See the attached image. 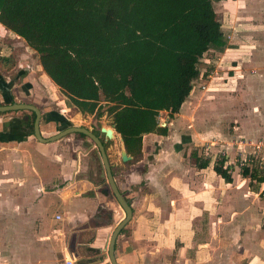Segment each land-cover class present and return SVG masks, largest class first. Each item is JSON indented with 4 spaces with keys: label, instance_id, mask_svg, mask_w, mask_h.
I'll use <instances>...</instances> for the list:
<instances>
[{
    "label": "crops",
    "instance_id": "crops-1",
    "mask_svg": "<svg viewBox=\"0 0 264 264\" xmlns=\"http://www.w3.org/2000/svg\"><path fill=\"white\" fill-rule=\"evenodd\" d=\"M241 2H244L247 20L244 36L248 39L245 48L248 49L246 52L249 60L244 67L240 64L239 70L243 67L245 71L246 101L260 113L261 117L256 121L264 124V18L256 20L260 16L264 17V0ZM237 5L235 0L234 6ZM13 42L18 45L20 52H13ZM24 45L22 39L0 25V104L8 101L10 90L11 93L17 92L16 86L20 79L24 81L23 86L29 84L41 87L42 83L45 84L43 80L39 81L41 77H47L39 66L38 57L26 54ZM30 53L34 54L32 51ZM231 61L236 63L235 59ZM237 67L235 65L230 69H238ZM21 91L23 92L22 89ZM42 118L39 127L42 138L53 136L66 126L59 116L54 118L53 115H48L44 118L43 115ZM170 124L176 130L179 128L176 120ZM28 125V119H23L19 114L0 113V154L4 156L0 159V174H5L0 175L2 214H28L33 218L34 214H49L50 204L44 201L49 195H57L60 209L52 213V219L54 227L59 229L49 230V234L56 233L55 237L58 239L54 243H45L35 248V253L41 252L43 255V259L36 264H52L46 261L52 252L61 256L63 263L66 248L77 256L75 250L86 246L96 248L98 252L95 257L102 256L91 264H109L106 245L103 246L106 233L100 231L106 227L96 224L106 220L103 215L108 213L107 206L112 197L107 193L97 192L102 184L99 181L101 176L98 174V179L94 182L87 175L89 165H82L80 155L82 157L89 152L90 147L84 141L82 146H85L86 151L79 152L73 135L52 143L40 144L29 136ZM256 128L264 135V127ZM113 135V140H118V134L113 131ZM189 139L191 140L187 136L175 140L170 135L145 134L141 137L142 157L137 163L129 165L126 172L129 185L120 184L113 177L122 195L124 188H131V191L123 195L130 205L131 218L123 227L125 232L115 240L116 263L264 264V182L249 185L247 178L230 176V182L225 183L213 172L212 164L209 166L208 163L204 169H197L193 167L194 164L184 163L181 158L183 145L190 142ZM65 142L73 145L70 152L67 150L68 144L64 145ZM29 144L55 167L52 177L31 183L23 179L19 153L27 152L21 148ZM146 148L151 150V158H148L149 155L145 156L148 152ZM89 153L94 161L96 156L93 155V150ZM72 154L75 157L69 156ZM144 159L148 164L141 167ZM113 163L115 167L122 165L117 160ZM204 170L208 171L207 178L201 175ZM141 182L145 186L143 190L140 189ZM61 184V188L57 187ZM68 188H71L70 192ZM11 190H15L18 195L14 196ZM141 191L144 193H140ZM128 197L139 199L130 203ZM119 212L121 216L114 225L123 218L120 209ZM110 214L116 213L114 211ZM55 215H59L60 220L56 221ZM65 229L70 230L69 234ZM88 230L93 232L88 233ZM72 232L83 234L80 236V244H73V240H69L67 244L63 242V236H69ZM11 234L22 235L18 231ZM59 236H62L60 240Z\"/></svg>",
    "mask_w": 264,
    "mask_h": 264
},
{
    "label": "trees",
    "instance_id": "trees-1",
    "mask_svg": "<svg viewBox=\"0 0 264 264\" xmlns=\"http://www.w3.org/2000/svg\"><path fill=\"white\" fill-rule=\"evenodd\" d=\"M0 25L37 55L44 75L78 113L106 107L130 157L126 166L141 159L143 135H166L158 113H178L202 54L225 46L212 0H0ZM208 163L196 158L194 166ZM224 163L218 158L212 170L229 183ZM242 171L249 181L264 182V167Z\"/></svg>",
    "mask_w": 264,
    "mask_h": 264
},
{
    "label": "rangeland",
    "instance_id": "rangeland-1",
    "mask_svg": "<svg viewBox=\"0 0 264 264\" xmlns=\"http://www.w3.org/2000/svg\"><path fill=\"white\" fill-rule=\"evenodd\" d=\"M241 1L242 0H237L238 5L234 6L235 0H212V9L215 13L216 20L220 24V31L225 46L221 49L212 47L202 54L197 64L198 76L192 81L191 91L181 104L178 113L169 118L167 113L161 111L156 118L158 127L166 128L167 137L170 135V137L172 136L175 140H179L181 136L191 138V140L189 139L190 142L188 141L183 145L184 148L181 158L184 163L187 162V164L190 163L193 165L195 159L200 158L207 159L210 166L218 158L225 157L224 167L227 168L231 178H247L242 175V170H248L252 164L258 165L260 169L264 167V135H261L256 128V126L264 127V124L256 121L259 120L258 118H260L261 115L257 113L256 108H251L249 106L245 96L247 91L244 84L245 71L243 67L245 66V62L249 60V56L246 52L248 49L245 48L248 39L244 36L246 32L244 25L247 20L245 19L244 2ZM261 18L264 17L260 16V18L256 20ZM13 47V52L21 51L15 42H13ZM24 48L26 54L37 58V55L35 53H30L31 51L27 49L25 45ZM234 59L236 63H232L231 60ZM240 64H242L243 67L239 70ZM235 65L238 66V69H230L235 67ZM9 67H12V65ZM47 79L41 77L39 81L41 82V80H43L45 84L42 83L41 87L37 85L34 87L31 86L26 92V95L25 92H20V88L24 85V81L20 79L16 86V90L19 92V98L22 99V96H28L27 99L29 97L33 98L38 94L40 98H42L38 100L43 103L41 106L45 105V107L48 108L47 110L52 112L51 115H53L54 118L59 116L63 119L62 116H64L66 121L75 127H93L94 125L96 130L102 126L111 127L110 118L106 116L105 113L106 107L101 105V109L92 115L80 114L68 104L58 88ZM52 92H55L57 96ZM34 99H36V97ZM59 114H61V116ZM175 120L179 122V128L177 127V130L170 124L171 122L174 123ZM28 129L27 131H29ZM97 135L100 134L97 133ZM73 138L76 143H78L76 147L80 149L79 152H85L86 148L82 146L85 139H78L74 136ZM168 140L169 139H167V141ZM67 144V150L70 152L73 145H69L70 143L67 142L64 143V145ZM107 145L108 159L111 162L117 160V163L120 164L118 140L107 141ZM161 145L163 146V142ZM21 149L27 150V152L23 151L19 153L21 157V175L23 179L31 183L41 179L45 180L53 176L55 167L49 163L46 157L37 154L31 144L23 146ZM111 152L114 153L112 154ZM146 152L147 155L145 156L151 154V150L149 151L147 148ZM84 155L86 154H83L82 157L80 155L82 165H89L88 167H90V170L87 171V175L90 179L95 180L93 174L95 169L94 166L97 168L99 167V157L95 154L96 159L92 161L93 158L90 157L89 154L86 156ZM69 156L75 157L73 154ZM151 157L152 156L149 155L148 158ZM3 158L4 156L0 154V159ZM250 161H253V163H250ZM121 164V166H116L114 168V177L120 184L124 183V185L127 186L129 184L126 179V172L129 166L123 163ZM147 164L148 161L144 159L140 166H147ZM0 175L3 176L5 174ZM201 175L207 178L208 171H202ZM248 184L253 185L255 182L249 181L248 179ZM62 185L63 184L57 187L61 188ZM141 188L142 190L145 189L142 182L140 183V189ZM67 190L70 192L71 188ZM129 191H131V188H124L122 193L124 195V193L126 194ZM11 192L14 196L18 195L15 193V190H11ZM140 193L144 192L141 191ZM140 195H138V197H140ZM127 199H130L129 201L131 203V201L137 202L139 198L128 197ZM44 203L50 204L49 214H34V218L28 216V214H2L0 210V264L39 263V261L43 259V255L41 252H39L40 254L35 253V248L38 245L41 246L45 245V243L56 242L58 239V237H55L56 233L51 235L49 234V230L59 229L54 227L55 222L52 219L54 214L52 213L60 209V200L57 195H49ZM107 208L108 213L103 215V218L106 220L102 222L99 221V223L96 224L97 226L106 227L100 230L101 233H106V236L103 238V246L106 245L105 242H107L111 230L115 226L114 222L121 216L119 212L120 208L113 199H110ZM112 211H115L117 216L116 214H110L113 213ZM107 215L110 216L112 220H110ZM13 231L21 233V237L13 236L11 234ZM68 231L65 229L66 233ZM87 232L93 231L88 230ZM72 233L73 234L69 236L65 234L63 236V242L67 244L69 240H73V244L75 242L80 244V236L82 233ZM61 238L59 236V240ZM30 248H32V250H30ZM93 249L86 246L82 248L79 247L78 251L75 250L77 255L75 256L76 264H91L93 260L97 258L101 259L102 256L95 257L98 251L96 248ZM61 259V256L52 252L51 257L46 259V261L52 264H60ZM106 259L105 257V260Z\"/></svg>",
    "mask_w": 264,
    "mask_h": 264
},
{
    "label": "water",
    "instance_id": "water-1",
    "mask_svg": "<svg viewBox=\"0 0 264 264\" xmlns=\"http://www.w3.org/2000/svg\"><path fill=\"white\" fill-rule=\"evenodd\" d=\"M32 111L35 114V119L32 125V130H33V138L40 144H47V143H52L55 141H58L65 137L66 135L69 134H81L83 135L86 139L90 141L89 147H93L95 150L96 154L99 157V161L101 164V177L105 179L106 184L108 186V194L114 198L115 202L117 203L118 207L123 213V218L114 226V228L111 230V233L108 237V241L106 243V255L108 258L109 264H117L113 255V249H114V244L115 240L120 232V230L127 224V222L131 218V208L130 205L127 203V200L123 197L122 194H120L117 190L116 184L113 181V177L110 173V164L107 160L106 152L104 150V147L102 143H105L107 141H111L114 139L113 135V129L111 127L108 128H103L99 127L98 131L100 134L103 135V142L99 140L96 136H94L88 129H85L83 127H73L68 121H64L66 125H70L69 127L59 131L53 136H50L49 138H42L39 134L38 130V121H39V112L32 106L28 105H10V106H0V113H6V112H16V111ZM61 116V115H60ZM119 141V160L120 163H124L130 160V157L126 155L124 147H123V142L120 137H118ZM98 192V190H97Z\"/></svg>",
    "mask_w": 264,
    "mask_h": 264
},
{
    "label": "flooded vegetation",
    "instance_id": "flooded-vegetation-1",
    "mask_svg": "<svg viewBox=\"0 0 264 264\" xmlns=\"http://www.w3.org/2000/svg\"><path fill=\"white\" fill-rule=\"evenodd\" d=\"M29 88H31V85H29V84H27V86H22V90H23V92H25V95L27 94L26 92L28 91V89ZM11 91V90H10ZM9 91V99H8V101H6V103H1L0 104V106H10V105H13V104H16V105H19V104H21V105H28V106H32V107H34L38 112H39V121H38V130H39V134H40V123H41V121H42V116L44 115V118H46V117H48V115H51V113L52 112H49V110H47L48 108H46L45 107V105H43V106H41L43 103L40 101H38V100H41L42 98H40V96L38 95V94H36L33 98L31 97H29L28 99H27V97L28 96H22V99H20L19 98V92L17 91H13V93H11ZM20 92H22V91H20ZM36 97V99H34ZM21 114H20V113ZM6 113H19L22 117H23V119H28V124H29V126H28V134H29V136H32L33 137V130H32V125H33V122H34V119H35V114L32 112V111H16V112H6ZM52 116V115H51ZM64 117V116H63ZM64 119H61V121H63ZM70 125H66L63 129H65V128H67V127H69ZM73 126V125H72ZM73 127H75V126H73ZM95 126L93 125V127H91V126H88V127H83V128H85V129H88L94 136H96L97 138H99V140L101 141V142H103V135L102 134H100L99 133V131L98 130H96L95 128H94ZM62 129V130H63ZM97 133H99L100 135H97ZM69 135H73L75 138H78V139H85L84 141H86V143L88 144V146H89V144H90V141L88 140V139H86L83 135H81V134H77V133H75V134H69ZM67 136V135H66ZM50 136H48V137H44V138H49ZM64 138V137H63ZM102 145H103V147H104V150H105V152H106V156H107V160H108V162H109V164H110V173H111V175H112V177H114V168H115V165H114V163L113 162H111L109 159H108V154H107V148H108V145H107V142H105V143H102ZM89 150V152H92V150H93V155L94 154H96L95 153V150L93 149V147L91 148H89L88 149ZM89 152H87V153H85L86 155L87 154H90ZM86 155H84V156H86ZM95 156V155H94ZM120 161V160H119ZM101 171H102V169H101V164L99 163V167L97 168V167H95V169H94V175H95V180L97 181V179H98V174L101 176ZM93 180V179H92ZM95 180H94V182H95ZM104 178H102L101 177V179H99V181H102V184L99 186V188H98V193H107L108 194V186H107V184H106V181L104 182ZM114 181V180H113ZM117 187V186H116ZM120 188H118L117 187V190H118V192L121 194V192H120V190H119ZM111 197H112V195H111ZM112 199L114 200V198L112 197ZM129 204V203H128ZM124 216V215H123ZM120 233V232H119ZM119 235V234H118ZM114 252H115V244H114V249H113V255H114ZM115 258V257H114Z\"/></svg>",
    "mask_w": 264,
    "mask_h": 264
},
{
    "label": "built area",
    "instance_id": "built-area-1",
    "mask_svg": "<svg viewBox=\"0 0 264 264\" xmlns=\"http://www.w3.org/2000/svg\"><path fill=\"white\" fill-rule=\"evenodd\" d=\"M225 168V167H224ZM54 219L56 221L60 220V216L59 215H55L54 216ZM65 253V256H64V259H63V263L62 264H74L75 263V260H76V257L74 255V252L72 250H70L69 248L64 251Z\"/></svg>",
    "mask_w": 264,
    "mask_h": 264
},
{
    "label": "bare ground",
    "instance_id": "bare-ground-1",
    "mask_svg": "<svg viewBox=\"0 0 264 264\" xmlns=\"http://www.w3.org/2000/svg\"><path fill=\"white\" fill-rule=\"evenodd\" d=\"M63 117V116H62ZM64 119H65V117H63ZM66 120V119H65ZM103 127V126H102ZM103 128H108V127H106V126H104ZM116 136V135H115Z\"/></svg>",
    "mask_w": 264,
    "mask_h": 264
}]
</instances>
